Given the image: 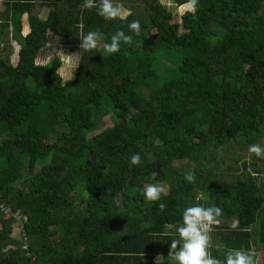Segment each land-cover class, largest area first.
Segmentation results:
<instances>
[{
    "label": "trees",
    "instance_id": "trees-1",
    "mask_svg": "<svg viewBox=\"0 0 264 264\" xmlns=\"http://www.w3.org/2000/svg\"><path fill=\"white\" fill-rule=\"evenodd\" d=\"M83 2L56 5L47 20L30 15L26 37L24 10L0 25V264H158L196 203L222 209L213 256L263 248L264 158L244 163L234 182L220 184L216 167L264 137V0H199L181 23L161 0H122L126 21ZM134 19L133 45L108 54ZM10 26L17 65L5 56ZM88 31L103 34V49L82 51ZM57 39L82 51L69 82L61 56L37 63ZM170 51L178 76L163 80L157 56ZM107 116L113 126L95 134ZM148 183L164 189L160 201L141 196Z\"/></svg>",
    "mask_w": 264,
    "mask_h": 264
},
{
    "label": "clouds",
    "instance_id": "clouds-1",
    "mask_svg": "<svg viewBox=\"0 0 264 264\" xmlns=\"http://www.w3.org/2000/svg\"><path fill=\"white\" fill-rule=\"evenodd\" d=\"M198 4L199 0H185L180 8L188 13H194L198 9ZM82 8H95L98 15L108 21H126L128 16L131 15L130 10L123 8L114 0H84ZM127 28L128 33L118 30L111 36V42L106 45L105 49L108 54L118 53L122 45H133L134 36H139L141 33V23L138 19H134L127 23ZM102 36L103 34L99 31L81 33L79 40L82 51L97 49L102 43ZM79 54L69 55L65 53L58 73L64 65H68L69 75L73 77V73L81 65L78 61L74 63L73 58L78 57ZM69 80L72 79H65V81ZM248 152L255 154L258 158H264V145L252 144L249 146ZM129 163L130 166H138L141 163V156L133 154ZM156 175V173H153L150 180H155ZM185 179L190 183L194 182L195 174L188 172L185 174ZM163 192L164 189L158 183H148L141 189L140 194L146 201L155 202L161 200ZM158 207L163 211L166 205L160 203ZM221 214L222 209L215 205L205 206L196 203L186 207L182 213V223L177 228L179 239L171 241L168 258L158 257V264H168L169 261L171 264H256L255 254L251 249L226 247L222 253L223 259L212 255L210 251L212 226L219 222L218 218Z\"/></svg>",
    "mask_w": 264,
    "mask_h": 264
},
{
    "label": "rangeland",
    "instance_id": "rangeland-1",
    "mask_svg": "<svg viewBox=\"0 0 264 264\" xmlns=\"http://www.w3.org/2000/svg\"><path fill=\"white\" fill-rule=\"evenodd\" d=\"M161 2L171 12L174 13L175 20L173 22L181 23L182 16L187 12L184 11L182 8L178 7L174 0H161ZM49 37L51 38L50 32H49ZM103 47L104 46H103V41H102L101 49H103ZM10 48L11 50H13V52H10V54H7L5 56H9L12 61H15L17 59V55H15V49L17 50L18 47L10 46ZM65 48H66V45L64 46L60 40L57 39L55 41H52L51 48H48V49L46 48L40 53L37 63L41 65H45L48 62H50V60L53 59L55 55L61 56L62 61H63L65 53L69 55L79 54V51H77L76 49L71 50L72 48H70L69 50H67ZM11 50H6V51L9 52ZM79 59H80V54L78 57L73 58V62L74 63H76L77 61L79 62ZM157 59H158V62L156 64V68L158 65L159 73L163 76V80L174 79L178 76V72L176 68L180 61V57H178L174 51H170L169 53H162L157 56ZM171 62L175 63V66H172ZM76 72L77 70L73 73V77H71L69 75L70 69L68 65H64L60 71V74L65 81L66 78L73 80L76 76ZM69 81H65V82H69ZM113 124H114V119L112 116H107V117L102 118L100 128L99 130L95 132V134L100 133L102 130L106 129L107 127L113 126ZM259 144L264 145V137L260 140ZM255 159H256L255 155L250 154L248 150L245 152L239 151V148H236L235 150H229V152L226 155L222 156V161H224L223 167H220V166L216 167V172L218 173V176L220 179L219 183L223 184L224 182H234L237 178V175L240 173L244 163L250 165V162L254 161ZM213 165L214 163L211 164V166ZM200 198L201 196L198 199ZM219 243L217 244L218 246H219ZM259 249L261 248H258V250ZM160 256H163V255L158 254V256L155 257L154 260L156 263H158L157 258ZM257 263L264 264V257H262L261 259H257Z\"/></svg>",
    "mask_w": 264,
    "mask_h": 264
},
{
    "label": "crops",
    "instance_id": "crops-1",
    "mask_svg": "<svg viewBox=\"0 0 264 264\" xmlns=\"http://www.w3.org/2000/svg\"><path fill=\"white\" fill-rule=\"evenodd\" d=\"M71 0H0V25L1 24H11V19L14 14V9H17L18 11L24 10L23 16H22V37H26L30 32V22L29 17L30 15L36 16L40 18L41 20H47L49 17L51 11L56 7V5H61L62 3L67 4L71 6L70 3ZM115 3L120 4L123 8L130 10L123 2L122 0H114ZM6 35H3L2 39L11 41L10 43L4 45L7 50H11L10 46H17L18 49H15V55H17V59L15 61H12L14 65H17L19 61V52L21 49V46L19 42L13 41V28L10 26L9 30L5 33ZM10 52H13V50L7 52V54H10ZM215 247V246H213ZM211 250V249H210ZM222 250V249H221ZM253 252L258 255V259H261L264 257V247L259 249L255 246L253 247ZM215 257V254H214ZM256 264H258L256 262Z\"/></svg>",
    "mask_w": 264,
    "mask_h": 264
}]
</instances>
